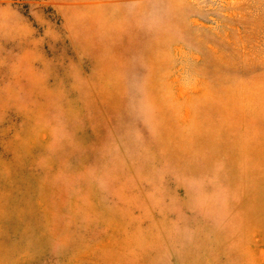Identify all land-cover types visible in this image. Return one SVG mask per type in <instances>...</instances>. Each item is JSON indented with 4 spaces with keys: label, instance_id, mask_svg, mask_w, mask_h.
Returning <instances> with one entry per match:
<instances>
[{
    "label": "rangeland",
    "instance_id": "rangeland-1",
    "mask_svg": "<svg viewBox=\"0 0 264 264\" xmlns=\"http://www.w3.org/2000/svg\"><path fill=\"white\" fill-rule=\"evenodd\" d=\"M0 264H264V0H0Z\"/></svg>",
    "mask_w": 264,
    "mask_h": 264
}]
</instances>
